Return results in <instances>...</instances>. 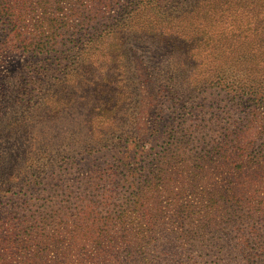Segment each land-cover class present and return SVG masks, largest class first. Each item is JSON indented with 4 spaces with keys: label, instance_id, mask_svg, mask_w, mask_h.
<instances>
[{
    "label": "trees",
    "instance_id": "1",
    "mask_svg": "<svg viewBox=\"0 0 264 264\" xmlns=\"http://www.w3.org/2000/svg\"><path fill=\"white\" fill-rule=\"evenodd\" d=\"M117 2L103 0V5L113 6ZM56 9L59 10L60 6ZM70 9L71 13L65 17L43 18L42 25L46 24V28L39 29V34L36 32L30 40L21 38L23 31L19 30L24 47H29L28 50L35 57L39 53L45 54L40 60H50L54 55L53 51L58 48L55 46L56 38L52 37L56 28L66 26V18L69 16L78 18L76 25L90 18H81L83 14L75 7ZM109 19L111 23L102 30L92 32L86 38L87 41L81 40V35L68 41V47L62 53L65 52L64 58L70 57V61L58 58L57 64L54 61L43 64L35 62L36 71L53 70L55 78L60 80L77 68H71L70 64L77 63L80 66L79 54L83 50L91 47L96 49L106 43L105 50L101 52L102 58L97 57V60L106 65V72L91 84V114L88 121L79 126L83 120L77 116L70 120L72 128L56 130L54 126L58 119L54 117L48 121L51 117H46L43 124L47 126L40 137L35 134L27 136L28 132L23 131L24 138L21 139L27 148L22 149V153L15 152L17 148L8 151V160L0 162V191H4V188H16L18 193L25 194L33 191L34 188L30 189L32 184L35 187L40 184L53 190L59 182L68 184L65 169L78 162L99 161L104 168L109 167L104 172H108L110 178L114 176L113 181L131 182V189L124 196L128 200L118 204L116 210H105L107 215H103L93 226L84 225L85 216L76 213L73 219L74 227L78 230L73 228L68 232L72 238L80 236L88 240L92 248L99 252L105 244L110 246L120 243L124 259L138 254L140 258L135 261L145 264L150 261L147 256L151 253V226L148 224L140 227V215L134 213L146 214L141 211V201L148 190L156 197L165 191L169 197L168 206L174 209L173 214L182 218L179 224L196 222V226H200V216L209 215L217 206L213 193L205 196L206 189L201 181L200 170L204 160L213 157V160H228L232 157V168L238 176L245 179L242 187L232 185V188L224 190L228 193L235 192L232 198L237 207L232 213L243 209L241 215L248 217V207L253 209L255 206V192L263 193V204L256 209L264 210V119L259 126L260 140L257 137L252 141L255 147L242 144L243 135L239 136L237 130L228 132L229 128H224L216 136L208 124L196 122L197 118L191 126L185 123L192 109L201 112L204 104L210 103L205 94L212 88L231 96L232 101L243 108L240 110L250 115V123L253 122V117L263 112L260 110L264 109V0H125L117 12L109 15ZM48 28H53L52 33L46 34ZM77 31L72 32V35ZM127 34L150 35L158 39L163 54L155 61V65L159 63L161 66L150 76L154 78L153 84L132 86L109 82L110 78L124 79L122 70H130L129 66H123L118 59V53L124 47L122 38ZM36 36L39 38L34 41ZM71 51L77 54H71ZM93 61L95 62L92 60L91 63ZM48 63L50 64L47 66ZM40 92L41 88L31 81L24 80V84L22 83L21 93L28 100H32L35 95L41 97ZM145 94L149 100L154 101L148 135L140 137L136 130L128 131L119 125L116 129L114 122L117 113L124 105L132 102L133 98L141 102ZM49 99L54 103L62 100L54 95ZM28 128L32 130L31 127ZM191 138L198 141L201 147L195 144L190 146ZM29 154L32 155L30 160ZM22 155L25 163L19 166L16 163ZM183 170L188 172L190 181L187 184L183 180ZM101 173L102 170L96 171L93 176L101 179ZM17 177L23 180L18 181ZM55 178L58 181L53 183L52 179ZM175 181L179 183L175 186L176 189L171 187V183ZM40 186L36 188L37 191L42 190ZM143 188L146 191L143 192ZM68 190L64 185V192ZM186 196L188 198H184ZM132 202L135 206L133 208ZM136 204H139L137 208ZM14 205L18 209L22 207L19 203ZM15 212L13 209L7 212L0 210V214L11 216L6 220L4 238L0 240V260L7 261V257L14 255L23 262L34 256L40 257L39 254L44 251L48 241L54 238V234L48 236L42 231L41 236L46 238L44 246H32V237L38 226L13 215ZM54 215L55 212H52L41 217L47 220ZM132 222L134 225L130 227ZM43 223L46 224L45 221ZM0 224L3 226L5 223L1 220ZM228 228L225 226L219 232L232 239V232ZM177 233L173 234L172 258L181 253V259L176 264H187L192 260L188 251L194 249L197 252L198 249L192 246L194 243L190 242L191 237H188L187 232L177 230ZM31 249H34L33 252ZM262 259L264 258L259 259L258 264H264ZM192 261L194 262L190 264L197 262ZM155 264L162 263L156 260Z\"/></svg>",
    "mask_w": 264,
    "mask_h": 264
},
{
    "label": "rangeland",
    "instance_id": "2",
    "mask_svg": "<svg viewBox=\"0 0 264 264\" xmlns=\"http://www.w3.org/2000/svg\"><path fill=\"white\" fill-rule=\"evenodd\" d=\"M116 1L118 2L113 6H108L103 5V0H0V10H2L0 12V162L8 160V151L11 152L17 148L14 151L22 153L21 150L27 148L21 139L24 138L23 131L28 132L27 136L35 134L40 137L47 126L43 124L46 117H51L48 121L54 117L58 119L54 126L56 130L72 128L70 120L77 116L83 120L79 126L88 121L91 114L90 103L92 100L90 98L92 95L89 92L91 84L106 72V65L101 60H97V57L102 58L101 52L105 50L106 43L96 49L91 47L83 50L79 54L80 66L77 63L70 64L71 68H77L70 69L71 73L63 76V79L60 80L55 78L53 70L49 72L36 71L34 64L35 62L43 64L51 61L57 64L58 58L62 60L66 56L62 50L68 47L69 40L79 38L78 36L81 35L80 39L87 41L86 38L91 36L92 32L108 26L111 23L109 15L117 12L125 0ZM57 6H60L59 10L56 9ZM71 7L77 8L78 12L83 14L81 18L83 16L90 18L86 19V22L76 25L78 18L69 16L66 18L68 22L66 26H56L52 37L56 38L55 46L58 48L53 51L54 55L50 60L45 58L40 60L39 58L45 54L39 53L35 57L31 50H28L29 47H24L21 38L30 40L36 32L39 34V29L46 28V24L42 25L43 18L65 17L71 13ZM19 30L23 31L21 38L18 34ZM76 30H78L76 34L72 35V32ZM52 31L53 28H48L46 34H50ZM38 38L36 36L33 40ZM122 39L124 47L119 51L118 59L123 66H129L130 70L126 72L122 70L124 79L110 78L109 82L111 84L127 83L132 86L153 84L154 78H150V76L153 72L155 73L156 68L161 66L159 63L155 65V61L163 54L158 39L150 35L134 36L132 34H127ZM64 59L71 60L70 57ZM92 60L95 62L91 63ZM154 67L155 69H153ZM24 80L38 85L41 88L40 95L42 94V96L35 95L32 100L23 97L21 86L22 83L24 84ZM32 93L34 94V92ZM53 95L62 98V100L54 103L49 99ZM205 95L210 103L206 102L201 112L192 109V113L185 123L191 126L197 118L196 122L208 124L216 136L224 128H229L228 132L237 130L239 136L243 135L242 144L255 147L252 141L258 137L259 126L264 119V109L260 110L263 112H259L256 117H253V122L250 123V115L240 110L243 108L235 104L232 97L225 95L223 91L212 88L208 89ZM153 107L154 101L149 100L146 94L142 96L141 102L135 101L133 98L132 102L124 105L117 113L114 122L115 128L117 129L119 125L120 128L123 127L128 131L136 130L140 137H146L152 124ZM46 123L48 122L46 121ZM28 127H31L32 130H29ZM209 128L207 130L211 131ZM232 134L235 135V133ZM257 140L260 138L258 137ZM194 144L201 147L198 145V141L192 139L190 146ZM24 155L18 158L16 164L19 166H23L25 163ZM31 158L32 155L29 154L28 160ZM213 159L214 157L202 161L203 166L200 170L201 181L204 182L206 189L205 196L213 193L217 206L209 215L202 214L200 216V226H196V222L180 225L182 218L173 214L174 209L168 206L169 197L165 191L156 197L151 195L148 190L146 197L141 201L143 203L141 211L146 214L133 212L140 215L138 218V223L142 222L140 227H146L148 224L151 226L153 238L150 246L151 253L147 256V260L150 259V261L145 264H155L156 260L162 264H176V261L181 259V253L176 258H172L173 234H178L177 230L187 232L188 237H191L190 242L194 243L192 246L198 249L197 252L194 249L188 251L192 260H197L195 264H258L259 259L264 258V210L256 209L258 205L263 204L261 201L263 193H254L256 197L253 199V204L255 206L253 209L248 207V217L241 215L243 209L232 213L233 209L237 207L232 198L235 192L228 193L224 190L232 188V185L242 187L245 184V179L238 176L236 170L232 168V157L228 160ZM104 169L108 170L109 167L104 168L97 160L78 162L64 170L67 173L65 179L68 184L59 182L53 190L37 184V187H42L41 191H37V187L32 184L30 189L34 188L33 191L25 194L18 193L16 188H10V190L4 188V191H0V210L4 209L7 212L9 209H13L16 211L13 215L16 214V216L34 222L38 226L32 237V246L35 244L44 246L43 242L46 238L41 236L42 231L48 236L54 234V238L48 241L44 251L39 254L40 257L34 256L23 262L19 261L17 255H14L11 258L7 257V261L0 260V264H144L142 261H135L140 258L138 254H135L137 257L124 259L120 243L110 246L105 244L102 251L99 252L98 249L92 248L88 240L80 236L72 238L68 232L75 228L73 218L76 213L85 216V218L83 217L84 225L93 226L94 223L101 220L103 215H107L105 210L108 208L116 210L119 207L118 204L128 200L124 196L131 189V182L113 181L114 176L110 178ZM100 170L103 171L100 174L101 179L95 178L93 175ZM187 174L186 170L182 171L185 184L190 181ZM20 177H17L16 180H23ZM57 181V178L52 179L53 183ZM91 181L95 183L92 184ZM1 182L2 179H0ZM238 182L241 184H237ZM178 184L175 181L171 183V187L176 189L175 186ZM64 185L67 186L68 191L64 192ZM141 190L144 192L146 188ZM185 194L187 195V193ZM184 198H188V196ZM16 203L22 204V207L16 208L14 205ZM138 206L139 204H136V208ZM133 207L135 206L132 202ZM52 212H55L52 218L44 220L41 217ZM87 212L91 214L87 215ZM9 217L11 216L6 213L0 214V223L1 220L5 223L3 226L0 224V240L4 238L7 227L6 220ZM44 221L46 224L43 223ZM227 224L231 225L227 226ZM133 225V222L130 223V227ZM225 226L229 227L228 229L232 232V239L229 238V235L222 236L219 232L220 229H225ZM216 234L221 236L215 237ZM213 237L214 240L211 241ZM183 240L186 241V239ZM32 248L35 249V247ZM34 249H31V252ZM255 258L257 260H254ZM192 260L187 264L194 262Z\"/></svg>",
    "mask_w": 264,
    "mask_h": 264
}]
</instances>
